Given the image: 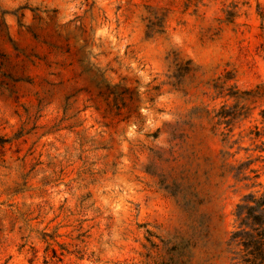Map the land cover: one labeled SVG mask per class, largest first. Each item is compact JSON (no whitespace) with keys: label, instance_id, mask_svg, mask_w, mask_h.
<instances>
[{"label":"rangeland","instance_id":"1","mask_svg":"<svg viewBox=\"0 0 264 264\" xmlns=\"http://www.w3.org/2000/svg\"><path fill=\"white\" fill-rule=\"evenodd\" d=\"M248 192L264 0H0V264H236Z\"/></svg>","mask_w":264,"mask_h":264},{"label":"trees","instance_id":"2","mask_svg":"<svg viewBox=\"0 0 264 264\" xmlns=\"http://www.w3.org/2000/svg\"><path fill=\"white\" fill-rule=\"evenodd\" d=\"M228 142V139H223ZM221 154H228L222 151ZM235 172L233 176L246 180ZM248 180V179H247ZM235 227L227 242L236 264H264V192L245 193L235 206Z\"/></svg>","mask_w":264,"mask_h":264}]
</instances>
